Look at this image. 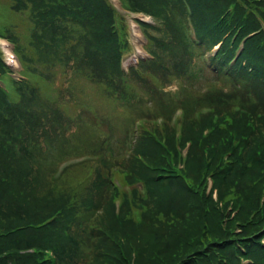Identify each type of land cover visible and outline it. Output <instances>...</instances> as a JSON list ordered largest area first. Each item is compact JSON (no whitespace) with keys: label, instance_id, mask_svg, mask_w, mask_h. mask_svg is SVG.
<instances>
[{"label":"trees","instance_id":"1","mask_svg":"<svg viewBox=\"0 0 264 264\" xmlns=\"http://www.w3.org/2000/svg\"><path fill=\"white\" fill-rule=\"evenodd\" d=\"M123 1L156 19L145 25L155 59L128 76L109 0H0L25 25L28 40L15 39L36 74L0 91V264H264L263 31L229 64L232 32L259 30L264 0ZM73 75L154 111L89 124L82 105L66 110Z\"/></svg>","mask_w":264,"mask_h":264},{"label":"rangeland","instance_id":"2","mask_svg":"<svg viewBox=\"0 0 264 264\" xmlns=\"http://www.w3.org/2000/svg\"><path fill=\"white\" fill-rule=\"evenodd\" d=\"M126 1L131 4L129 0ZM121 14L124 15L128 23L130 14L128 12H124ZM15 16V14L7 11L6 9L0 8V30L2 33H5L12 38L15 36V31H18L19 29L20 32L27 34L24 28L25 25H21L13 21V18ZM156 18L160 21L164 17L160 15ZM84 77V75H73L72 78L68 79V81L66 82L68 91L64 99H70L66 102H69L72 105H82L78 106L77 113L80 112L82 108L90 110V114L85 115V119L89 124H100V116H96V114H101V116H104L106 120L109 121L112 125H118L119 123H124V119L131 118L132 115L135 116V109L145 108L149 111H154V108H152L154 102L150 100H144L142 103L136 104L134 108L131 109L127 107L123 102L118 101L114 95L109 96L106 94L107 96H104L102 95L101 91H98L96 85L93 82L85 79ZM172 89H175V87L172 86ZM91 104L95 107V109H97L98 112H94L90 108H88L93 107ZM105 127L106 126L104 124L103 126H101V128L103 129H105ZM94 132L96 136H99L101 138L105 135V133L101 129L95 130ZM79 138L82 139L83 144L88 145L90 140H93L95 137L89 133L86 135H81L78 138H72L71 141L73 143H76L78 142ZM64 149H66V142L62 141L60 143V150L62 151Z\"/></svg>","mask_w":264,"mask_h":264}]
</instances>
